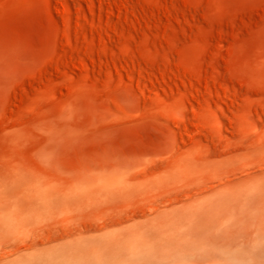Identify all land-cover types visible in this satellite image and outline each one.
Wrapping results in <instances>:
<instances>
[{
    "label": "rangeland",
    "instance_id": "374dc122",
    "mask_svg": "<svg viewBox=\"0 0 264 264\" xmlns=\"http://www.w3.org/2000/svg\"><path fill=\"white\" fill-rule=\"evenodd\" d=\"M0 245V264H264V0H0Z\"/></svg>",
    "mask_w": 264,
    "mask_h": 264
},
{
    "label": "bare ground",
    "instance_id": "6f19581e",
    "mask_svg": "<svg viewBox=\"0 0 264 264\" xmlns=\"http://www.w3.org/2000/svg\"><path fill=\"white\" fill-rule=\"evenodd\" d=\"M206 193V191H205V189L204 188H198V191H197V196H203L204 194ZM197 196H195V197H197ZM169 205H170V202L168 201L167 203H165V206L166 207H169ZM28 209V208H27ZM169 209V208H168ZM205 211V209H202V211ZM169 211L171 212V213H169V214H172V210L171 209H169ZM175 212V211H174ZM179 212H177V214H178ZM179 215V214H178ZM179 216H181V215H179ZM181 217H184V216H181ZM195 217V216H194ZM185 220H187V219H185ZM185 220H183V219H181L177 224L180 226V225H184L185 224V222H186V224H185V226H184V230L185 231H188V229H187V223H188V221H185ZM132 227H137V228H139L138 227V225H133ZM3 229V228H2ZM131 229V228H130ZM151 230H153V229H151ZM153 231H155V232H157V233H160L159 231H156V230H153ZM72 231H71V229H69V228H67V227H63V226H61V225H56L55 227H54V230L53 231H51L50 233H52V235H55V238L56 239H60V238H64V236H66V235H69V233H71ZM51 235V234H50ZM196 235H198V234H196ZM49 236V235H48ZM79 236H81V235H79ZM2 237H4L3 235H2ZM47 237V236H46ZM70 238H72V237H70ZM78 238V237H77ZM163 239H162V245H166V246H170V248H168L167 250H170V252H187V253H185L184 255H182V256H180L179 258H177V260H189V257H188V255H191V253L190 252H195L193 249H191V248H189V247H187L186 245V242L184 241V240H182L181 241V239H176V238H166V237H162ZM73 239V238H72ZM76 239V238H75ZM64 240V239H63ZM66 240V239H65ZM68 240L70 241V239L68 238ZM22 241V240H21ZM62 241V240H61ZM5 242V244L4 245H16V248H17V250H21L23 247L22 246H19L18 245V240L16 239V238H7L6 239V241H4ZM37 242H40V240H38V239H31V244H35V243H37ZM58 242H60V241H58ZM216 242V241H215ZM30 244V245H31ZM51 244V243H50ZM56 244V243H55ZM54 244V246H56ZM81 244V243H80ZM47 245V244H46ZM115 245L117 246V248L115 249L116 250V252L118 253V254H122V253H126L127 251H125L124 249H123V243L121 242V241H118V243L116 242L115 243ZM1 246V245H0ZM23 246H24V244H23ZM58 246V245H57ZM56 246V248H60V249H74V248H76V247H78L79 245H77L76 243H71V242H67V240L65 241V242H63L62 243V245L61 246H58L57 247ZM105 246L107 247V246H110V244L109 243H105ZM44 247V246H43ZM53 247V246H52ZM54 248V247H53ZM40 249V248H39ZM107 249V248H106ZM36 250V249H35ZM50 250V249H49ZM25 251V250H24ZM26 252V251H25ZM32 252V251H31ZM137 251H134V253H136ZM150 252H158V249H157V247H155L152 251H150ZM160 252H166V251H160ZM18 253H20L19 251H18ZM22 253H23V251H22ZM128 255V254H127ZM129 256V258H130V260H131V262L133 263V264H156V262H155V260H154V256L153 255H148V254H146L145 256L147 257V260H145V261H138L137 259H135V258H132V256H130V255H128ZM200 258H202V257H200ZM203 259V258H202ZM27 263V262H26ZM90 264V263H89ZM92 264V263H91Z\"/></svg>",
    "mask_w": 264,
    "mask_h": 264
}]
</instances>
